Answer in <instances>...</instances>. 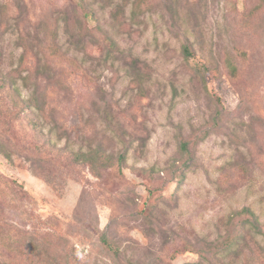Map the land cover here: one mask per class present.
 Returning <instances> with one entry per match:
<instances>
[{
	"label": "rangeland",
	"instance_id": "rangeland-1",
	"mask_svg": "<svg viewBox=\"0 0 264 264\" xmlns=\"http://www.w3.org/2000/svg\"><path fill=\"white\" fill-rule=\"evenodd\" d=\"M139 1L86 0L80 23L81 0H0L1 73L20 33L33 51L56 33L18 99L37 84L66 131L42 146L46 180L32 152L51 124L27 128L0 92V174L26 192L0 202L12 264H37L33 246L41 264H264V0Z\"/></svg>",
	"mask_w": 264,
	"mask_h": 264
},
{
	"label": "trees",
	"instance_id": "trees-1",
	"mask_svg": "<svg viewBox=\"0 0 264 264\" xmlns=\"http://www.w3.org/2000/svg\"><path fill=\"white\" fill-rule=\"evenodd\" d=\"M81 15L79 16V21L84 22L88 21L91 16L94 15L92 12V9L89 7V3L86 2V0H81ZM134 5H140V1L134 0ZM134 6V7H135ZM87 31L92 33V29L89 28L87 25L85 27ZM54 36L49 40V42L40 43L37 45V49L35 51L32 50V47H29V44L23 37L22 33L19 34V41H17V45L21 48V51L17 57V64L16 66L11 70V72L8 73H1L0 72V92H5L7 94H10L12 96V100H14V105L16 106L15 115L21 116L22 119H25L26 127L35 129L37 132L42 133L43 132V124L48 123L51 124L49 126V129L46 133H43L46 136V139L44 142H37L33 145L34 152H32V159L34 167L33 171L35 174L43 177L47 180V176L50 175V171L44 166L46 164L52 163L49 161H52V157L48 155L45 148L43 152L42 146L47 147L48 143H50V138L53 131H56V134L65 133L66 131L64 129H61L60 127L57 128L55 124L52 123V114L50 112V108L48 109V103L46 101L47 92H45L44 89H39V86L36 84V86H33L31 93L28 95V97L23 99H18V96L20 94V86L18 85V81L21 82L22 87H28L30 84H33L32 81L35 79L37 80V76H42L43 71L46 68H49L50 63L46 60L50 57H60V44L59 40L57 38L56 33L54 31L51 32ZM34 46V44H31ZM183 51L186 55L189 54V50L184 47ZM39 52L40 55L44 58L41 63L39 62ZM38 54L37 58L35 59V62L31 63L30 59L31 57H34V55ZM1 50H0V58H1ZM229 69H231L230 74L232 77H234V72L236 71V66L231 61H226L225 63ZM42 65V66H40ZM44 67V68H43ZM39 69H42V71L39 72ZM234 71V72H233ZM87 78L90 79V76L87 75ZM0 96V102H3L4 100ZM1 104V103H0ZM4 105V103H3ZM20 127V126H19ZM22 130V129H21ZM2 132H0V140L2 141ZM60 136H57L59 138ZM3 142V141H2ZM38 144V145H37ZM35 155V156H34ZM100 156H96L95 154L89 155L88 162L91 164L92 170L97 172L95 168L93 167V163H91V160L98 159ZM111 159L110 155L103 156L102 159H100V162L107 161ZM123 157L119 156L117 158V163L119 164L122 161ZM40 162H44V165H40ZM113 163H111L112 165ZM26 195V192L23 190L22 186L18 183H16L14 180L8 179L0 174V202L4 205H7L8 207H13V202H15V198L18 196L19 198L24 197ZM15 204V203H14ZM238 215H242V226H244V223L250 222L252 224L256 225V218L254 215V212L251 211L248 207L242 208L240 211L237 212ZM241 225V223H240ZM8 227V224L5 220H2L0 218V246H4L9 252L13 250V242L12 239V231H10V228H7L6 231H3V227ZM53 229L55 231H58V226L54 225ZM240 234L243 235V232L240 231ZM35 236H39V233L34 231ZM46 235L48 234V231L46 233H43L41 238H46ZM237 236V233L235 235H228V240L223 241L224 247H228L230 242L234 239V237ZM83 236H80L82 239ZM101 240L103 239V245L106 247H109L108 241L105 240V235L101 234L99 236ZM79 240V239H78ZM32 251L34 253V256L37 258L36 263L41 264V257L38 255L36 251H39V248L32 247ZM0 264H12L11 263V257L7 254V252H1L0 251ZM42 264H47V262L44 260ZM202 264V263H199Z\"/></svg>",
	"mask_w": 264,
	"mask_h": 264
}]
</instances>
